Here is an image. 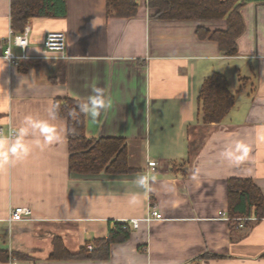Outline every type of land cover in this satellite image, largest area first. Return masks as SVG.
<instances>
[{
	"label": "crops",
	"instance_id": "1",
	"mask_svg": "<svg viewBox=\"0 0 264 264\" xmlns=\"http://www.w3.org/2000/svg\"><path fill=\"white\" fill-rule=\"evenodd\" d=\"M31 3L29 57L9 65L2 38L24 28L12 25V0H0V139L14 142L28 116L49 122L60 139L48 143L32 130L27 156L0 157V252L25 264H264V217L237 228L228 216L230 179H251L264 194V0L242 6L232 56L198 33L226 31L227 18L158 19L148 0H138L133 17L110 14L107 0ZM50 31L66 33L64 56L45 51ZM214 73L226 76L235 104L221 122L206 123L200 91ZM94 88L111 108L96 120L85 115V135L126 139L132 173L69 168L67 119H53L49 107L67 97L87 105ZM149 204L163 218L112 243L108 259L50 258L55 237L72 253L94 248L115 220L143 218ZM17 206L32 216L9 222Z\"/></svg>",
	"mask_w": 264,
	"mask_h": 264
},
{
	"label": "trees",
	"instance_id": "2",
	"mask_svg": "<svg viewBox=\"0 0 264 264\" xmlns=\"http://www.w3.org/2000/svg\"><path fill=\"white\" fill-rule=\"evenodd\" d=\"M32 0H12V25L22 31L33 12ZM249 0H148L150 7L157 8L158 19H222L227 18L226 31L198 29L201 38L216 40L224 55L238 53L237 40L244 31L242 6ZM108 12L122 17H133L138 0H107ZM49 10V9H48ZM43 8L39 11L42 12ZM41 14V13H40ZM16 33V32H15ZM201 112L206 123H219L231 111L235 97L228 88L225 75L214 73L202 85L200 91ZM83 103L71 97L57 99V115L67 119L69 139V168L80 174H128L135 171L129 162V150L123 138H89L85 135L86 117L80 112ZM73 110L76 115H70ZM54 112L56 109L54 108ZM231 220L252 215L264 217V194L251 179L232 178L228 184ZM240 218V219H239ZM130 229L116 222L108 239H98L91 250L83 246L77 253L69 251L60 238H54L51 259L60 260H106L110 246L129 239ZM15 255V253H13ZM17 256V254L15 255ZM0 258L9 259V253L0 252Z\"/></svg>",
	"mask_w": 264,
	"mask_h": 264
},
{
	"label": "built area",
	"instance_id": "3",
	"mask_svg": "<svg viewBox=\"0 0 264 264\" xmlns=\"http://www.w3.org/2000/svg\"><path fill=\"white\" fill-rule=\"evenodd\" d=\"M31 28L27 25L21 33H15L12 29L6 37H3L7 42L6 48L3 50L2 57L9 63V65H15L19 61L26 60L29 56L27 48L29 46V35ZM66 33L63 31H50L44 41L45 51L51 54L65 55L66 52ZM19 47L23 50L22 54H18L13 50V47ZM1 131V129H0ZM11 137L15 135L11 132ZM32 209L29 206H17L11 209L8 217L9 222H17L28 219L32 216ZM222 214V212H220ZM163 214L157 209L155 204H149L148 213L143 218H131V219H117L113 222V226L116 222H120L124 229H130L131 231L140 228L141 222L151 223L155 219H162ZM251 217H244L236 223L237 228L243 227L245 221L250 220ZM90 250L92 246H89ZM8 264H25L22 263L17 257L9 252ZM28 264V263H27ZM35 264V263H29Z\"/></svg>",
	"mask_w": 264,
	"mask_h": 264
},
{
	"label": "clouds",
	"instance_id": "4",
	"mask_svg": "<svg viewBox=\"0 0 264 264\" xmlns=\"http://www.w3.org/2000/svg\"><path fill=\"white\" fill-rule=\"evenodd\" d=\"M93 92L95 95L89 98V103L87 105H80V112L84 113L86 116H89L92 120H96L100 114L101 110L107 111L111 108V102L105 103V100L102 95V90L94 88ZM58 105H51L49 107L50 114L53 119L57 118V109ZM55 108L56 112H51V109ZM70 115L75 116L76 112L70 113ZM39 130V133L44 136L45 141L52 143L54 140L60 139L59 135L56 132V129L50 125L47 121L37 120L31 116L25 117L24 126L18 130L14 142H9L6 139H0V157L3 159V163L7 164L9 162V154L12 156H27L30 148L24 142V137L27 136L32 130ZM236 151H243L247 153V148L240 143L236 145ZM226 155L231 158L233 153L231 151L227 152ZM141 185L147 186V177H141L139 180Z\"/></svg>",
	"mask_w": 264,
	"mask_h": 264
},
{
	"label": "bare ground",
	"instance_id": "5",
	"mask_svg": "<svg viewBox=\"0 0 264 264\" xmlns=\"http://www.w3.org/2000/svg\"><path fill=\"white\" fill-rule=\"evenodd\" d=\"M64 32V31H63ZM67 38V37H66ZM93 248V247H92ZM90 249V248H89Z\"/></svg>",
	"mask_w": 264,
	"mask_h": 264
}]
</instances>
